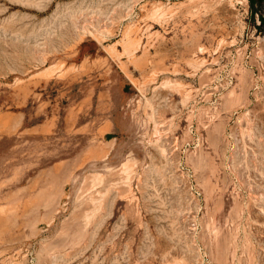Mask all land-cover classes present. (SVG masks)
Returning <instances> with one entry per match:
<instances>
[{"label": "rangeland", "instance_id": "374dc122", "mask_svg": "<svg viewBox=\"0 0 264 264\" xmlns=\"http://www.w3.org/2000/svg\"><path fill=\"white\" fill-rule=\"evenodd\" d=\"M261 14L0 0V264H264Z\"/></svg>", "mask_w": 264, "mask_h": 264}, {"label": "trees", "instance_id": "16d2710c", "mask_svg": "<svg viewBox=\"0 0 264 264\" xmlns=\"http://www.w3.org/2000/svg\"><path fill=\"white\" fill-rule=\"evenodd\" d=\"M251 11H254L257 7L264 8V0H248ZM260 23H264V17L260 15Z\"/></svg>", "mask_w": 264, "mask_h": 264}]
</instances>
